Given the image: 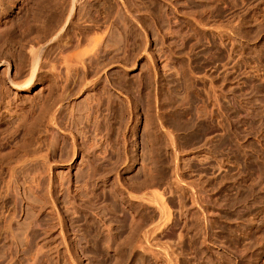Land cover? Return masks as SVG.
<instances>
[{"label": "rangeland", "instance_id": "374dc122", "mask_svg": "<svg viewBox=\"0 0 264 264\" xmlns=\"http://www.w3.org/2000/svg\"><path fill=\"white\" fill-rule=\"evenodd\" d=\"M34 1L0 0V264H164L169 244L180 264H264V0H124L138 22L108 39L105 71L48 66L20 91L2 57L26 70ZM146 188L174 227L141 244L157 205L125 190Z\"/></svg>", "mask_w": 264, "mask_h": 264}, {"label": "bare ground", "instance_id": "6f19581e", "mask_svg": "<svg viewBox=\"0 0 264 264\" xmlns=\"http://www.w3.org/2000/svg\"><path fill=\"white\" fill-rule=\"evenodd\" d=\"M35 1H37L36 3L38 6L36 7V12L33 11L36 16L34 14L33 15L38 23L37 29L35 30L36 34L33 36L34 38L32 37L33 39H26L29 48L27 50L29 55L28 63L26 66L23 64L27 67L26 70L23 74L20 73L17 75V72L16 74H12L11 70L14 69V66H16L17 69L19 63L11 61L8 58L9 55H3L2 57L7 70L8 82L20 91L30 90L35 85L40 71L48 66H51L53 70L63 71L66 73L73 72L77 74L81 72L80 74H83L84 76H87L91 73V71H95L94 74L102 72L99 71L102 69L105 71L106 65H99L101 63L100 60L103 58L104 48L107 45L106 43L108 39H110V37L114 34L117 26L119 28V24L124 23L123 26L127 29V22H131L132 24L133 22H138L137 14L124 0H119V2L116 0L114 6H111L110 4L107 6L108 4L106 5V3L100 4L99 6L98 2L91 4V0H51L49 2L48 0ZM31 4L29 6H31ZM136 24L138 25V23ZM29 37H31V34ZM145 37L148 39L147 36ZM80 47H82V49ZM128 108L130 111L129 118L131 119L134 113H132L130 103L128 104ZM50 111L48 118L49 124L54 128V130L58 129L61 132H67L71 142L74 144H72L74 146L73 150L66 156L67 160H71L75 155V144L77 142L76 135L72 133L73 131L68 129V127L66 129H63L62 127L64 124H62V104L60 102L54 104ZM53 132L54 131L52 130V133ZM150 189L140 191V195L138 193L134 195V191L128 189L125 190V193L127 194L126 198H128L129 204L133 201L135 202L140 200V203H149L150 205V203L153 202L157 205L159 219L157 218V222H155L156 220L154 222L151 221L152 224L148 223V227L145 225L146 228L143 226L144 229H140V231H142L141 238H139V242L141 244L145 240L146 242H149L157 233H161L166 227L168 228V225H172L173 223V217L171 216L172 212L169 209L170 206H168L167 198L165 196L166 192L157 188ZM54 190V184L52 185L50 182L48 185V194L49 201L53 205H55L56 202V194L54 193ZM198 194L197 191H194L192 194V196H194L192 199L195 198L194 200L196 203L200 200V198H202V196L200 197ZM119 195L122 197L121 200L124 203L123 194L121 195L119 193ZM202 201L200 200V202ZM154 204L151 205L154 206ZM205 207L200 205V203L198 205L199 212L201 211L203 215H206L207 212H209ZM60 222L62 224V220ZM205 228H208V225L205 226ZM72 229L74 232H78L75 231L74 225L72 226ZM205 232L207 233V231ZM81 237L83 238L82 235H76L74 240L76 239L77 242H80ZM29 241V236H25L20 240L21 246L23 247L24 245H28ZM168 247L170 248L163 259L165 262L164 264H180L176 259L175 250L172 248L171 244H169Z\"/></svg>", "mask_w": 264, "mask_h": 264}]
</instances>
